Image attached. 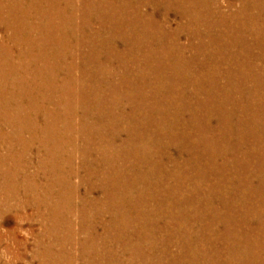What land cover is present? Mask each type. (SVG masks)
Listing matches in <instances>:
<instances>
[{"label":"rangeland","instance_id":"374dc122","mask_svg":"<svg viewBox=\"0 0 264 264\" xmlns=\"http://www.w3.org/2000/svg\"><path fill=\"white\" fill-rule=\"evenodd\" d=\"M152 1L0 0V264H264V0Z\"/></svg>","mask_w":264,"mask_h":264},{"label":"bare ground","instance_id":"6f19581e","mask_svg":"<svg viewBox=\"0 0 264 264\" xmlns=\"http://www.w3.org/2000/svg\"><path fill=\"white\" fill-rule=\"evenodd\" d=\"M132 1V0H131ZM138 1V0H137ZM104 2V1H103ZM156 3V2H155ZM160 4V1H158L156 4ZM162 3H163V0H162ZM189 3V2H188ZM63 4V3H62ZM97 4V3H96ZM148 4L152 7V8H154L155 6H154V2L152 1V0H149V2H148ZM192 4V3H191ZM68 6V5H67ZM129 6V5H128ZM160 6V5H159ZM249 6V5H248ZM80 7V6H79ZM197 7V6H196ZM200 7V6H199ZM264 7V6H263ZM50 8H53V10L56 12V9H59V8H55V7H53V6H51L50 5ZM62 8V7H61ZM70 10V9H69ZM91 10V9H90ZM129 10V9H128ZM81 11H82V9H81ZM92 11V10H91ZM132 11V10H131ZM98 12V11H97ZM134 12V11H133ZM136 13V12H135ZM174 13H175V11H174ZM178 13V12H177ZM183 13V12H182ZM16 14V13H15ZM182 16H183V14H182ZM89 18V17H88ZM94 18V17H93ZM96 18V17H95ZM135 18V17H134ZM183 18V17H182ZM185 18V17H184ZM199 18V17H198ZM151 19L152 18H149V19H147V24H148V26L149 27H152L153 26V23H152V21H151ZM186 19V18H185ZM194 19V18H193ZM58 20V19H57ZM85 20V19H84ZM24 21V20H23ZM83 21V20H82ZM95 21V20H94ZM146 21V19H144V21L143 22H145ZM96 22V21H95ZM94 22V23H95ZM98 23V22H97ZM140 23V22H139ZM85 24V23H84ZM91 24V23H90ZM184 25H185V23H184ZM85 26H87V25H85ZM41 27V26H40ZM84 27V26H83ZM184 28H185V26H183ZM183 28V29H184ZM87 30V29H86ZM166 30V29H165ZM28 31V30H27ZM50 31V30H49ZM185 31V30H184ZM47 32V31H46ZM66 33V32H65ZM100 33V32H99ZM160 34V33H159ZM22 35H24V34H22ZM140 35V34H139ZM89 36V35H88ZM87 37V36H86ZM78 38V37H77ZM100 38V37H99ZM102 38H104V37H102ZM193 38V37H192ZM83 39V38H82ZM84 39H86V38H84ZM170 39V38H169ZM134 40V39H133ZM77 41V40H76ZM161 41V40H160ZM194 41V40H193ZM264 42V41H263ZM89 43V42H88ZM157 43H159V42H157ZM178 43V42H177ZM238 45V44H237ZM117 46V45H116ZM156 46V45H155ZM158 47V46H157ZM97 48H99V47H97ZM96 48V49H97ZM133 48V47H132ZM80 49V48H79ZM102 49V48H101ZM230 49V48H229ZM16 50V49H15ZM111 51V50H110ZM119 52V51H118ZM219 54V53H218ZM222 54V53H221ZM41 56V55H40ZM150 57V56H149ZM86 58V57H85ZM140 58V57H139ZM17 59V58H16ZM9 60V59H8ZM14 60V59H13ZM27 60H28V58H27ZM160 60V59H159ZM247 60V59H246ZM121 61V60H120ZM170 61V60H169ZM14 66V65H13ZM179 67H181V65L179 66ZM72 68V67H71ZM40 69V68H39ZM180 69V68H179ZM262 69V68H261ZM65 71V70H64ZM127 72V71H126ZM169 74V73H168ZM241 75V74H240ZM84 76V75H83ZM159 77H160V75H159ZM30 79V78H29ZM146 79V78H145ZM235 79V78H234ZM142 80V79H141ZM225 82V81H224ZM230 83V82H229ZM233 85V84H232ZM89 86V85H88ZM231 86V85H230ZM237 87V86H236ZM242 87V86H241ZM90 88V87H89ZM145 88V87H144ZM197 88V87H196ZM230 89H231V87H229ZM235 88V87H234ZM82 90V89H81ZM112 90V89H111ZM243 90V89H242ZM142 91V90H141ZM90 92V91H89ZM243 92V91H242ZM77 93V92H76ZM185 93V92H184ZM214 93V92H213ZM182 94V93H181ZM230 94V93H229ZM235 94V93H234ZM147 95V94H146ZM245 95V94H244ZM190 96V95H189ZM262 96V95H261ZM259 97V96H258ZM155 98V97H154ZM192 98V97H191ZM140 99V98H139ZM189 99V98H188ZM239 99V98H238ZM245 99V98H244ZM256 99V98H255ZM177 100V99H176ZM80 101V100H79ZM98 101V100H97ZM191 102H192V100H191ZM195 103V102H194ZM157 104V103H156ZM227 104H229V103H227ZM198 105V104H197ZM213 105V104H212ZM113 106V105H112ZM122 106H123V104H122ZM246 107H248V106H246ZM18 108V107H17ZM122 108V107H121ZM246 110V108L244 107V111ZM256 112L257 111H259V112H261V108H260V106H257L256 107ZM136 111V110H135ZM168 111V110H167ZM164 112H166V111H164ZM92 113H93V111H92ZM146 113V112H145ZM154 114V113H153ZM164 114V113H163ZM257 114H259V113H256V115ZM87 115V114H86ZM89 115V114H88ZM248 117L251 115V114H246ZM255 115V117L253 116V117H251V118H253L252 120L255 122V126L257 125V128H258V133H257V131H255L254 132V136H252L253 137V139H254V142H255V144L257 145V147H258V151L259 152H261V150H264V136H261V118L260 117H258V115L256 116ZM89 117V116H88ZM223 117V116H222ZM110 118V117H109ZM190 118V117H189ZM212 118V117H211ZM227 118V117H226ZM166 119V118H165ZM97 120V119H96ZM183 120V119H182ZM196 122V121H195ZM191 123V122H190ZM19 124V123H18ZM163 124V123H162ZM194 124V123H193ZM252 124V123H251ZM77 125V124H76ZM149 125V124H148ZM233 125V124H232ZM245 125L246 124H242L241 126H239V127H245ZM82 126V125H81ZM80 126V127H81ZM133 130V129H132ZM159 130H161L160 128H159ZM163 130V129H162ZM220 130V129H219ZM229 130H231V131H233L234 133H235V135L236 136H239V137H244V135H242L240 132H239V130H238V127H236V125L235 126H231V123H230V120H228V121H225L224 122V132H227V133H229ZM251 130V129H250ZM256 130V129H255ZM111 132V131H110ZM161 133V132H160ZM163 134V133H162ZM212 134V133H211ZM230 134V133H229ZM231 135V134H230ZM259 135V136H258ZM43 139V138H42ZM219 139V138H218ZM139 140V139H138ZM201 140V139H200ZM261 140H263V141H261ZM102 147V146H101ZM106 147V146H105ZM44 148V147H43ZM151 148V147H150ZM250 148V147H249ZM48 150V149H47ZM50 150V149H49ZM142 151V150H141ZM40 152V151H39ZM100 153V152H99ZM131 153V152H130ZM48 154V153H47ZM185 154V153H184ZM262 153H260L258 156H257V164H258V166L261 168V166L264 168V153L261 155ZM50 155V154H49ZM92 156V155H91ZM86 157V156H85ZM197 157V156H196ZM91 159V158H90ZM91 161V160H90ZM108 161V160H107ZM40 163V162H39ZM113 165V164H112ZM107 166V165H106ZM219 166V165H218ZM115 169V168H114ZM87 170V169H86ZM110 172V171H109ZM132 172V171H131ZM66 173V172H65ZM119 173V172H118ZM68 175V174H67ZM76 175V174H75ZM137 175H139V174H137ZM136 179H138V176L136 177ZM87 181V180H86ZM233 181V180H232ZM120 182H121V180H120ZM127 182V181H126ZM128 183V182H127ZM254 184V183H253ZM117 185V184H116ZM135 186V185H134ZM167 187V186H166ZM105 188V187H104ZM183 190V189H182ZM247 190V189H246ZM77 191V190H76ZM128 193V192H127ZM86 196V195H85ZM126 198H128V197H126ZM127 200V199H126ZM216 200V199H215ZM219 200V199H218ZM84 202V201H83ZM72 203V202H71ZM87 204V203H86ZM119 204V203H118ZM221 204H222V202H221ZM136 205V204H135ZM74 206V205H73ZM119 210V209H118ZM114 212V211H113ZM124 212V211H123ZM89 213V212H88ZM113 216V215H112ZM136 216H137V214H136ZM214 216V215H213ZM256 218V217H255ZM253 222V221H252ZM250 226V225H249ZM114 231V230H113ZM91 232V231H90ZM106 232V231H105ZM92 233V232H91ZM198 234V233H197ZM196 234V235H197ZM199 236V235H198ZM105 237V236H104ZM193 237V236H192ZM196 237V236H195ZM94 238V237H93ZM199 238V237H198ZM98 239V238H97ZM120 239V238H119ZM116 240H118V239H116ZM123 240V239H122ZM189 241V240H188ZM101 242V241H100ZM129 242V241H128ZM93 243V242H92ZM116 243V242H115ZM94 244V243H93ZM99 246V245H98ZM190 246V245H189ZM228 246V245H227ZM251 246V245H250ZM193 248V247H192ZM228 249H230V248H228ZM97 250V249H96ZM194 252V251H193ZM198 255V254H197ZM196 255V256H197ZM218 255V254H217ZM263 255V254H262ZM198 257H200V256H198ZM202 257V256H201ZM203 258V257H202ZM203 264V263H202ZM205 264V263H204Z\"/></svg>","mask_w":264,"mask_h":264}]
</instances>
